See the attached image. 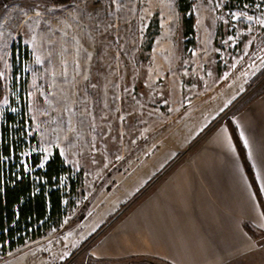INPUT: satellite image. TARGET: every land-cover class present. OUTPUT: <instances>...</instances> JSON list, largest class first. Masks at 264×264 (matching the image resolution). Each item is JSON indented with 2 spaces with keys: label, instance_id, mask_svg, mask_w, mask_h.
Here are the masks:
<instances>
[{
  "label": "rangeland",
  "instance_id": "obj_1",
  "mask_svg": "<svg viewBox=\"0 0 264 264\" xmlns=\"http://www.w3.org/2000/svg\"><path fill=\"white\" fill-rule=\"evenodd\" d=\"M190 3V36L177 0L0 7V132L15 131L19 162L37 181L34 170L55 152L69 168L57 184L61 219L0 264H149L100 258L99 241L217 125L264 94L262 0ZM261 242L225 264H264Z\"/></svg>",
  "mask_w": 264,
  "mask_h": 264
},
{
  "label": "crops",
  "instance_id": "obj_2",
  "mask_svg": "<svg viewBox=\"0 0 264 264\" xmlns=\"http://www.w3.org/2000/svg\"><path fill=\"white\" fill-rule=\"evenodd\" d=\"M231 122L264 204V94ZM262 239L264 212L222 122L100 239L97 252L100 258L225 264L259 248Z\"/></svg>",
  "mask_w": 264,
  "mask_h": 264
},
{
  "label": "trees",
  "instance_id": "obj_3",
  "mask_svg": "<svg viewBox=\"0 0 264 264\" xmlns=\"http://www.w3.org/2000/svg\"><path fill=\"white\" fill-rule=\"evenodd\" d=\"M10 0H0V7ZM55 4H65L71 0H49ZM234 3V0H231ZM237 3L242 0H235ZM248 2L254 0H247ZM264 4V0H262ZM178 11L181 17L182 35L194 34L195 17L191 11L190 0H177ZM231 6V5H228ZM14 51V50H13ZM3 94V84L0 78V97ZM13 118L9 117L7 123ZM225 123L231 133L236 150L242 161L243 167L249 177L257 200L263 209L264 204L252 175L250 164L243 147L235 133L229 118ZM13 129L2 128L0 132V256L14 250L29 240L41 237L53 222H58L63 215L62 189L57 185L59 177L69 171L58 152H55L43 168L35 169V175L43 181L25 173L20 156L17 155V141L13 137ZM15 152L14 159L10 154ZM36 162L37 158H34ZM6 161L8 164H6ZM15 161V162H12ZM245 229L253 235L252 227L245 225ZM130 261L149 264H171L170 262L147 255L128 258ZM106 264H119V259H104ZM94 264V263H90Z\"/></svg>",
  "mask_w": 264,
  "mask_h": 264
}]
</instances>
